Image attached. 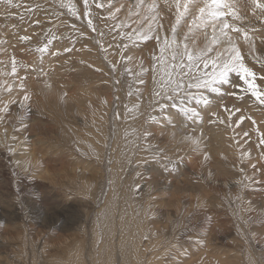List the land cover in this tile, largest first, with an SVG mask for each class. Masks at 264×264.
<instances>
[{"label":"bare ground","instance_id":"bare-ground-1","mask_svg":"<svg viewBox=\"0 0 264 264\" xmlns=\"http://www.w3.org/2000/svg\"><path fill=\"white\" fill-rule=\"evenodd\" d=\"M152 2L153 0H145V7ZM63 3L65 5L71 4L77 11L80 10V6L74 0H64ZM103 3L108 5L107 9L102 8L107 12L109 10L115 12L116 8H121V11L113 16V28H117L116 25H120L121 22H126L130 32L134 30L133 32L135 33L147 34L153 39V42L146 47H143L142 44L132 48H142L139 52L130 54L133 51L131 49L123 52L117 43L109 51L110 62L115 65L116 63L122 64L116 65L115 79L118 83L115 95L105 91L99 96L96 87L82 86L80 84L81 80L96 76L98 72L95 71V68L101 66L103 61H105L96 47L95 52L93 50H91L92 52L79 50L75 53L68 54L69 52H66L64 55L53 57L52 53L46 56L43 55L44 58L33 65L35 69L39 68V71L43 69L46 73L43 72L41 74V72L33 70V72H30L31 74H27V72L20 70L18 66L16 73L12 74V59L17 56L19 51L18 43L21 41L19 32L22 34V28H14L13 23L10 26L3 25L4 23L0 25V91L4 88H11L10 92L0 94V109L5 106L7 100L11 102L6 109L5 118L0 122V157H4L2 153L7 149L12 153L9 155L6 150L7 157L5 156L4 158L18 163L25 173H37L38 170L39 173L44 174L42 178L47 182V194L50 196L48 197L49 203L54 208L51 211L56 213L55 221L60 222L64 227L63 230L66 231L64 234L56 235L53 231L56 226L53 225L51 227L49 234L53 237L47 245V250L42 251L44 263L193 264L195 259L202 255L204 256L200 258L202 259V264H209L210 259L214 256L216 260L221 259L220 256H226L223 255L225 252L221 255L222 251L220 248L223 245L218 247L216 242L209 245V238L200 241L196 246L191 243L183 244L180 242L181 235L185 229H188L185 224L190 223L187 212L200 203L195 202L194 195L198 194L199 197H203L201 191L205 187L207 180L208 183L218 187L220 199L225 200V202L229 199H231V203L236 202L241 219H248L252 224L253 219L255 220L261 211L264 212V199L251 197V191L250 194H247L250 202H246L243 201L246 197L242 191L240 192L242 188L241 182L243 181L240 178L252 176L255 173L253 178H255L256 182H259L261 179L260 174L264 172L262 170L264 167V145L259 143L261 133H264V124L260 123L259 118L254 115L252 107L255 108L256 105L243 103V107L239 106L241 111L235 112L237 107L229 99L228 93L230 91L228 92V89L225 88V84L220 83L215 86L219 88L218 92L210 91L206 93V91H200L194 93L198 89L190 92L192 96H197V98H207L210 101L208 105H205L202 100L199 103L195 102L188 95L189 92L183 93L184 88H187L186 78L181 77L179 68L173 69L171 65L180 63L181 55L179 53L183 52L185 46L192 48V40L199 42V49L205 52L209 59L214 58L217 52L222 53V56L228 55L227 44L220 46L212 44L213 33L211 27L207 28L206 38L203 28L188 32L187 22L182 20L180 24L176 25L178 35H174L172 32L173 24L169 21V17L173 14H168L164 17V30L158 31L157 25L159 21L149 23V13L136 7L139 0H103ZM246 6V0H242L239 5V11H247ZM3 10H0V23L5 17L7 18L8 10L5 12ZM130 12L131 15H129ZM138 12L139 15H137ZM97 17H100L98 12ZM245 17L251 19H243L239 23H242L250 30H254L257 36L264 35L262 34L264 23L252 16L249 10ZM101 25L104 26V24ZM22 26L25 27L26 23L22 22ZM80 29L85 30L84 28ZM83 36V40L89 43L86 40V36ZM157 36L160 37L159 43L156 39ZM98 37L100 38L99 35ZM165 39L169 41V44L176 40L178 45H173L170 53L163 56V60H165L163 64L166 65L161 68L160 77L156 81H151V84L150 80L147 81L144 84L143 96L139 98L132 87H130L131 84L129 85V79L124 75V72H130L139 56L141 57L138 62L148 66L146 65L148 61H146L147 59L145 60L146 53L153 52L158 45L159 48L166 47ZM90 42L92 43V41ZM61 45H63V48L68 49L71 42H61ZM177 46L179 52L176 60L173 61L172 54ZM23 47L25 46H20V48ZM240 47L244 55V62L250 68H252V65H250L252 61L249 56H246L248 52L254 53V56L258 58L264 57V43H261L258 39L255 40L254 50H250L249 46L242 41ZM115 48L117 52L113 53ZM208 48L214 50L209 53L207 51ZM96 52H98V55ZM129 55L132 59L123 61V57H128ZM71 63L76 65L75 69L70 67ZM85 65L88 66L85 67ZM200 65L203 67L202 63ZM174 70L176 71L175 74ZM29 71L32 70L29 69ZM195 71L198 72L197 69ZM201 72L203 73L205 70ZM169 73L176 81L183 82V87L178 94L172 92L171 87L167 88L168 93L174 97L172 100L178 99L177 97L183 98L186 108L189 110L195 109L196 115H193L191 111L185 114L184 111L174 110L173 108L168 110L169 107L166 108V106L161 108V104L174 103L167 99H164L166 102L150 105V95L156 92L162 93L160 86L164 84ZM26 74L27 77L22 78ZM71 84H74V86L71 87ZM187 90L190 91L189 89ZM26 94L28 99H24ZM221 105H225L232 111L231 119H229V112L225 111ZM114 106L115 110H112ZM158 110H161L162 114ZM174 111H177V113H173ZM244 112L249 114L245 113L247 115H244ZM213 113H216V115L213 116ZM40 114H49L52 117V126L45 133L47 139L30 138L31 136L27 135L32 132L33 123H35L34 117L36 115L40 116ZM262 114L264 115V111ZM149 115H161L160 122L164 127L160 126L159 130L149 133V125L144 124V119L147 116L149 117ZM23 116L29 117L31 123L27 124L26 130H22L21 134L18 135L19 131L15 132V127L17 128L24 123L17 122V118ZM241 116L245 117L243 121H240ZM217 117L225 120V123H217L219 121ZM247 117H251V119ZM237 121H240L238 125L241 126L242 130L249 133V140L246 136L242 137L240 132L234 133V130L230 129V126H233L230 123L236 124ZM254 125L258 126L259 131H255L257 126L254 129ZM258 132L261 133L257 134ZM193 139L196 141L195 144L192 143ZM24 140L32 141L33 143L30 148L23 145L19 150L20 145L24 144L21 141ZM54 141L56 142L55 144L63 147V151L77 153V156L65 155L64 158L68 157L64 163L65 165H61V161L57 162V164L61 165L59 168L62 169H48L43 165L45 163L38 160V154H40L41 158L44 157L48 154L49 148L54 145L45 150V155H42L44 149L41 152L39 148L38 152L33 150V147L37 144L52 143ZM18 150L24 152H19ZM165 156L169 158L166 164L163 162L166 160ZM177 158H183L181 160L183 167L188 166L187 159L190 162L197 163L199 172L205 175L204 179L200 181L193 180L190 177L193 174L192 170L191 173L190 171L182 172L183 168L180 163L176 164L174 169H171V162ZM239 159L244 160L243 165L245 167L240 164V166L238 164L232 166L239 163ZM74 161L84 164L83 169L79 170L66 164H72ZM247 166L253 167L254 170L249 171L250 168L247 169ZM243 167L246 168V171L242 170ZM3 169L0 167V171ZM1 176L5 177L4 175ZM56 179H59L60 182ZM251 180L252 178H249L247 182L249 183ZM67 181L70 182V185L78 186L77 189H75L76 187H73L74 189L69 188L74 191L70 192L72 194L68 192V187L65 184ZM56 183L66 185V187ZM9 187L8 189L10 190L11 187ZM157 188L163 189L162 191L168 194L165 204L169 209L163 213L161 219L155 220V223L160 222L158 225L154 223L147 225V217L154 205L149 203V200L158 195L156 193V191L158 192ZM2 189L3 186H0V207L2 209L8 207L4 209L6 212H14L15 207H9L13 205L12 203L14 202L11 201H14V199L12 200V197L9 199L4 198L5 201H8L5 203ZM231 189L236 190L235 194L237 193L238 197H233ZM48 198L46 197L47 200ZM72 198H74L73 201ZM97 198L100 202L96 200ZM219 198L218 201L214 200L216 201L215 203L211 199H203L201 203L209 207L219 204ZM97 202L100 203L98 204L100 205L99 209H97ZM75 208L86 212L82 218L88 217V214L93 215L89 230H86L85 219L83 221L78 220V218L72 219L78 216L76 214L78 211L76 212ZM254 208L256 211L258 210L257 214L252 215L249 219V210L253 211ZM172 220H178L177 225ZM83 222L84 225L82 229L80 228L81 233H73L74 231L70 230L71 226L81 225ZM162 223L165 224L163 225ZM171 223L172 225H170ZM169 225L171 229L168 228ZM184 225L185 227L183 228L182 226ZM254 228L256 231V227ZM170 231L172 234H170ZM245 231L242 228L239 229L237 236L241 241L238 240L239 243L235 242L236 245L240 247V242H244L246 250L245 254H243L249 263L257 264L256 262H258L259 264L260 262V264H264V255L259 261H256L257 258H253L249 249L250 245L248 246L249 239L248 241L246 240ZM248 231L250 232L249 229ZM257 232L262 234L261 238H263L262 241L264 242V228L260 231L257 230ZM234 239H236L235 236ZM245 241L248 243L247 246ZM214 245L215 247L217 246V254L214 251ZM201 246L204 247L201 248ZM196 247L202 250L196 249ZM190 249L194 252L198 250L201 255L197 257L191 255ZM15 252L16 254L14 255L16 256L14 257L16 259L10 260L9 264H38L40 261L38 259L41 258L35 254L30 258H25L23 252H17L16 250ZM261 252L264 253V251ZM186 253L190 255L188 254L186 259H184L183 257ZM211 254L213 255L211 256ZM236 254L241 253L238 251ZM223 260L225 259L223 258Z\"/></svg>","mask_w":264,"mask_h":264},{"label":"rangeland","instance_id":"rangeland-1","mask_svg":"<svg viewBox=\"0 0 264 264\" xmlns=\"http://www.w3.org/2000/svg\"><path fill=\"white\" fill-rule=\"evenodd\" d=\"M74 1L77 2L78 5L80 6V10H78V11L76 10V11L82 17L83 0H74ZM123 1H125V0H123ZM14 2H15V0H14ZM61 2H64V0H19V3L21 5L19 8H15V7L9 8L8 6H6V4L3 2V0H0V10L4 9L3 12H5L9 8L11 10L7 11V13L8 12L12 13L11 15L7 14V18L5 17V19L2 20L0 25H2V23H4L3 25L6 24L7 26H10V24L13 23L14 28H16V27H17V29L22 28L21 29L22 34H20V32H19L20 36H30L31 37V40H29V41H20L18 43L19 49H18V47H17V49L19 51H18L17 56H15V60L17 61V67L19 66L20 70L27 72V74H31L30 72H33V70H37L39 73L41 72V74L43 72L46 73V71L45 70L43 71V69H42V71L41 70L39 71V68L35 69L33 64L38 63L42 58H44V56L51 54V53H57V55L51 54L52 57L64 55L66 52L64 51L65 48H63V45H61V42H71V45L68 47V49H70V51H67V52H69L68 54L75 53L76 51H79V50H87V51L93 50L95 52L96 51L95 47H96L97 49H99L100 56L105 61H103L101 66L95 68V71L98 72L97 74L95 73L96 76H93V77L87 78V79H83L80 81V84L82 86L85 85L88 87H96V89H98V95L99 96L102 95L105 91H109V93H111V94L113 93V95H115L116 91H117V83H118V81L115 79V74L117 71L116 65H122V64H120V63H116V65L112 64V62H110V60H109V57H111L109 54V51L117 43V44H119L120 49L123 52H126L129 49L133 50L132 52H130V54L133 52H139L142 50V48L141 49H132V48H135V47L142 45V44H143V47H146L153 42V39L150 36H148L149 39L145 40V39H143V34L140 33V35H136V33L133 32L134 30H132L130 32V28L126 22H121L119 27L113 28V16H109V12H107L106 10H103L102 8H100V9L96 8L95 4L93 3V0H89L91 18L93 19V24L96 28V31H92L90 28L87 27V20L86 19H83V18L78 19L76 16L72 15V13L69 11L68 7H61L60 6ZM98 2L103 3V0H98ZM246 3H247V0H246ZM103 4H104V8L107 9L108 5L106 3H103ZM37 5L39 7H37ZM95 8L97 9L96 11H95ZM28 9H31V10L29 11ZM246 10L247 11L240 10V14L242 17L245 18V20H249L251 18L245 17V14L248 13L247 6H246ZM97 12L100 15V17H97ZM65 15H66V17H65ZM35 20H39L40 23L39 24L33 23V21H35ZM257 20L260 21L259 19H257ZM169 21H170V23L175 24L174 14L169 17ZM22 22L26 23L25 27L22 26ZM100 23L104 24V26H102ZM80 28H84L85 30L80 29ZM79 29H80V31H79ZM81 30L85 31V32H83V31L82 32L86 36V40H88L89 43H86L83 40L84 36L80 35ZM29 33H31V34L29 35ZM101 33H103V35H101ZM262 34H264V31L262 32ZM98 35L100 36V38L98 37ZM53 36H55L56 39H52ZM78 36H79V38H78ZM48 40H52V43L48 45V50L45 51L44 53L37 51V49L40 47H43V45L46 44L48 42ZM90 41H92V43ZM22 45H24L25 47L20 48V46H22ZM161 48L165 49V51L163 53H161ZM171 50H172L171 47L166 46V47H160L159 48V45H158L157 49H155L153 52L146 53L145 60L147 59L146 61H148V64H146V65H148V66H145L141 62H138V59L141 57V56H139L138 59L136 60L134 67L130 70V72H126V71L124 72V75L128 77L129 85L131 84L130 87H132L133 91H135L136 96H138L139 98H141L143 96L144 84L147 81L150 80V84H151V81H153V80L156 81L160 77L161 68L164 65H166V64H163L165 61V60H163V56L168 55ZM116 52H117V49L115 48L113 53H116ZM96 54L98 55V52H96ZM204 54H205V52H204ZM13 56H14V54H13ZM246 56L247 57L249 56L251 58L252 63L250 65H252L253 71H255L258 76L264 75V69H262V67H261L262 63H264V57L258 58L256 56H254V53L251 54L250 52H248L246 54ZM22 57H24V58H22ZM0 59H1V56H0ZM130 59H132V57L130 55L128 57H123V61H127ZM36 60H37V62L34 63V61H36ZM180 61H181V59H180ZM184 61H185V63H187L186 57H184ZM168 65H170V64H168ZM87 66L85 65V67H87ZM70 67L75 69L76 65L74 63H71ZM29 69L32 71H29ZM97 69H99V71ZM142 69H144V70H142ZM195 69H196L195 65H193L190 68L185 67L183 69V71L187 72V76H182L181 71H180L181 77H185L186 81H187V84H186L187 88L186 89L184 88L183 93H187V92L190 93L191 91L197 89L195 87L188 88L189 84L195 83V80L192 79L193 77H200L202 75L201 71H203V70H205V72L211 71L210 67L208 69H204V67H202L201 65L199 66L198 72H196ZM175 72L176 71L174 70V74H175ZM27 74L25 76H23L22 78H26ZM189 75H191V76L189 77ZM228 79L230 82L228 84H225V88H227L228 92L230 91V93H233V92L236 93V95H229V93H228L229 99H231V101L233 103H235V105H236L235 107H237V108H239V106L243 107V103L244 104H246V103L250 104L251 103V105L255 104L256 107L255 108L252 107V109H254V115H256V117L259 118L260 123L264 124V119H263L264 115L262 114L264 111V105H260L255 100V98L251 97L250 93L244 91V89L247 88V85H245L244 82L239 79V76L237 75V73H235V72L229 73ZM256 82L261 87H264V81H260L259 79H257ZM216 85H218V83L215 84L214 87ZM233 85H238V87H233ZM72 86H74V84H71V87ZM6 89H9V88H4L3 90L0 91V94L8 93L11 90V88H10V90H6ZM187 89H189L190 91H188ZM200 91H206V93H208L211 91V89L199 88L198 90L194 91V93H197ZM150 96H151L150 105H155L156 103L159 104L161 102H166V100H164L165 98L163 96V93H161V95H159V96L155 95V93H152ZM226 96H227V94H226ZM191 97L194 99L195 102H197V96H191ZM113 98H114V104H115L116 103L115 96ZM177 98L178 99L171 100L174 103H170V104L167 103L164 106H166V108L169 107L168 110H171L173 108L174 110H181L182 111L183 109L186 108L185 100H183V98H181V97H177ZM10 104H11V102H9L7 100L5 103V106L0 109V122L5 118L6 109L8 106H10ZM167 105H169V106H167ZM173 105H175V106H173ZM112 110H115V106L113 107ZM158 111H161V110H158ZM173 113H177V111H174ZM245 113L249 114L248 112H244V115H247ZM17 114H18V111H17ZM161 114H162V111H161ZM160 116L161 115H159V116L149 115V117L147 116L144 119V124L149 125V128H150L149 133H151L152 131L159 130L160 126L164 127V125L160 122ZM34 120H35L34 121L35 123H33L32 132L28 133L27 136H31L30 138H34V139L35 138L47 139L45 133H47V131L50 130V127L52 126V123H51L52 117L49 114H40V116L36 115L34 117ZM17 122H23L24 123V124H20L17 128L15 127V130H16L15 132L19 131V133H18V135H19V134H21L20 132L22 130H24V131L26 130L27 124L31 123V120L29 119V117L23 116L21 118H17ZM217 123H219V121ZM230 125H233V126H230V129L234 130V133L240 132V135L242 137H245L244 133L246 131L244 132V130H242L241 126L238 125V123H236V124L230 123ZM256 126L257 125H254V129ZM257 129H258V126L255 129L256 132H257ZM263 130H264V125H263ZM260 133L258 132L257 134H260ZM246 137L249 140V135ZM21 142H24V144L20 145L19 150L23 145L27 148H30L31 144L33 143L32 141H25V140L21 141ZM45 142H46V140H45ZM55 143H56L55 141L52 143H40V144H37L33 147V150L35 152H38V148H39L40 152L43 151V149H44V151L42 152V155L43 154L45 155L46 154L45 150L48 147H50L51 145H54L51 148H49L48 154L45 155L44 157L41 158L40 154H38V160L39 161L41 160L43 163H45L43 165H45V167H47L48 169H54V168L62 169L59 167L61 165H65L64 163L68 158V157L64 158L65 155H68V156H75L76 155L77 156V153H71V151L66 152V150L63 151V147H61ZM108 148H109V145H108ZM108 148H106V149L108 150ZM6 150H4L2 153L4 155V157L5 156L7 157V151L8 150L7 151ZM19 152H24V151H19ZM11 153L12 152L8 151L9 155ZM4 157H0V160H1L0 167L4 168L2 171H0V186H3V189H2L4 191L3 200H4V198L9 199L10 197H12V200L14 199V201H11V202H14V203H12L13 205H11L9 207H15V210H14V212H6L4 209H7L8 207H6L4 209H2L0 207V211H1L0 212V264H9L8 262L10 260L16 259L14 257V256H16V255H14V254H16L15 250L17 252H23V255L25 258H30L33 254H35L38 257H41L38 259V260H40L38 262V264H46L47 262L44 263V257H43L42 251L45 249L47 250V245H48L50 239L53 237V236H50V234H49L51 227L53 225L56 226L55 230H53L56 235L60 234V233L64 234V233H66V231L63 230L64 227L62 226V224L60 222L55 221V218H56L55 214L56 213H53L51 211L54 208H52V205L49 203L50 201H49L48 197H50V196H48V194H47V189H48L47 188V182L42 178L44 176V174L39 173L38 170H37V173H32V172H26L25 173L23 171V169L19 167L18 163H15L13 161L12 162L8 161V159H5ZM69 158H72V157H69ZM164 158L166 160L163 162L166 164L167 161H169L168 160L169 158L167 156H165ZM183 158H177L173 162H171L170 168L174 169V166L176 164H179V163L181 165V162H182L181 160ZM59 161L62 162L61 165L57 164V162H59ZM187 162H188V166L183 167L181 165L183 168L182 172H189L190 171V173H191V170H192L193 174L190 175V177L193 180L200 181V180L204 179L205 175L202 172H199V167H198L197 163L190 162L188 159H187ZM238 162L239 163H236L235 165H232V166H236L237 164L243 165L244 160L239 159ZM66 164L68 166L75 167L79 170H82L83 165H84L82 163H78L75 161L72 164H68V163H66ZM103 165H104V163H103ZM243 166L245 167V165H243ZM244 167L242 169L243 171H246V168L247 169L250 168L249 171L254 170L253 167H248V166L246 168H244ZM262 170H264V167L262 168ZM3 172H4V174H3ZM35 172H36V170H35ZM1 175H4L5 177H2ZM254 175H255V173L252 176L249 175L248 177L243 176V178H240V180L243 179V181L241 182L242 188L240 189V192L242 191L244 196L247 198V194H250L252 191V193L250 194L251 197H255L258 199H260V198L264 199V172H262L260 174L261 179L259 180V182L255 181V178H253ZM249 178H252V180L248 183L247 179H249ZM56 180H59V179H56ZM59 182H60V180H59ZM56 184L63 186V187H66V185H67L69 193L74 192V191L70 190L71 188L72 189H74L75 187H76L75 189L78 188L77 185H73V184L70 185V182H68V181L65 182V184H66L65 186L60 184V183H56ZM256 184H258V185H256ZM8 187L10 188V190L8 189ZM159 187H161V186H159ZM157 190H158V192L156 191V193L158 195L154 196L151 200H149V203H152L154 205H153L151 212L149 213V216L147 217V225L152 224V223L158 225L160 222L155 223V220L161 219L163 213L169 209L165 204L168 194L163 192L162 191L163 189L161 190V188H157ZM231 190H232L233 197H238V194L237 193L235 194L236 190H233V189H231ZM107 191H108V189H107ZM201 193H202L201 195L203 197H199L198 194L194 195L195 202H200V203L193 206L187 212V214H189L190 223L185 224L188 229H185V231L181 235L180 242H182L183 244L191 243V244H194L196 246L200 241H204L205 238H209L210 239L209 245H211L212 243L215 244L214 242L217 243L218 247H221L223 245V247H222L223 249L220 248L222 251L221 255L225 252V254H223V255H226V256H220L221 259H217V260L214 258L215 257L214 256V257H212V259H210L209 264H211V263L212 264H222V263L224 264V261H225V264H228V263L229 264L230 263L231 264H245V263L251 264V263H249L247 258H244L245 257L244 254H245V250H246L244 247V244H243L244 242H240V245L242 247L241 246L239 247L236 245V243H239V241H241V239H238L237 235H238L239 229L242 228L244 231L246 230L245 231L246 232V240L248 241V239H249V241H248L249 244L247 243V241H245V243H246L245 245L246 246H247V244H248V246L250 245L249 249L251 251L253 258L254 259L257 258L256 261H259L260 259H262V256L264 255V253L261 251H264V244H263L264 242L262 241L263 238H261L262 234L260 232L256 233V231L257 230L260 231L261 229L264 228V223H263L264 222V218H263L264 212L261 211L260 214H258L256 216V218L258 217V219H256V218H255V220L253 219L252 224H251V222H249L248 219H245L247 222V225H246V222H244L245 220L240 218V214L238 213V210H237V208H239V207L236 206V202L231 203V199H229L227 202H225V200H223V199H220L219 198L220 192H219L217 186L208 183V180H207V183H206L205 187L202 188ZM70 194H72V193H70ZM0 195H1V192H0ZM46 197L48 198V200L46 199ZM200 198H201V200H199ZM218 198H219L220 202H219V204H216V205H211V206L207 207V206H205L204 203H201V201H203V199H205V200L211 199L213 201L214 200L218 201ZM246 198H244L243 201L250 202V200L248 198H247L248 199L247 200ZM73 200H74V198H72V201ZM96 200L99 201L98 198ZM216 201H214L213 203H215ZM4 202L7 203L8 201L4 200ZM99 202H97V205L100 204ZM15 203H16V205H15ZM99 208H100V205H98L97 209H99ZM97 209H95V210H97ZM75 210H76V212L78 211V213H76L78 216H76V218H72V219L78 218V220H82V221L85 219L86 230H89L91 223H92L93 215L88 214L89 215L88 217L82 218L85 216L84 213L86 214V212L82 211V209L80 210L79 208H75ZM257 211L255 210V208L253 209V211H251V209H250L249 210L250 215H248L250 217H248V218L250 219L252 217V215L257 214L256 213ZM45 212H47V213H45ZM6 213H8V214L6 215ZM81 214H83V215H81ZM79 215L81 218L79 217ZM178 220H176V221L172 220V221H173V223H175V225H177ZM238 220H240V221H238ZM83 225H84V222H83V224L81 223V225L80 224L73 225V226H71L72 228L71 229L69 228V229L71 231L73 230L74 231L73 233H81L80 230L82 229ZM170 225H172V223ZM170 225L168 226L169 229H171ZM185 225L182 227L184 228ZM74 226H76L77 228ZM245 226H247V227H245ZM254 227H256V231H255ZM175 228H174V230H175ZM248 229L250 230V232L248 231ZM253 231H255V233H253ZM170 234H172L171 231H170ZM250 235H252L253 237ZM234 236L236 239H234ZM183 239H185V240H183ZM202 247H204V246H201V248ZM216 247H215V245L213 246L215 252L217 251ZM228 247L231 249H229ZM196 249H200V248L196 247ZM200 250H202V249H200ZM240 250H241V252H240ZM192 251L193 250L190 249V254L193 256L197 257V256L201 255L200 252H198V250H196L195 252L194 251L192 252ZM238 251L241 254L237 255L236 252L238 253ZM33 252H35V253H33ZM196 252H198V253L195 254ZM201 252L203 253V251H201ZM188 254L189 253H186V255H184L183 258L186 259ZM216 254H217V252H216ZM212 255L213 254H211V256ZM203 257L204 256L201 255V257H198V258L200 259ZM236 257H237V259H236ZM258 257H259V259H258ZM183 258H181V259H183ZM198 258L195 259L193 264H202V259L199 260ZM223 258L225 260H223ZM228 258H229V260L231 259V261H229ZM226 260H228V261H226ZM245 260H246V262H245ZM213 261H215V263H213ZM256 263L258 264V262H256ZM259 264H260V262H259Z\"/></svg>","mask_w":264,"mask_h":264},{"label":"snow or ice","instance_id":"snow-or-ice-1","mask_svg":"<svg viewBox=\"0 0 264 264\" xmlns=\"http://www.w3.org/2000/svg\"><path fill=\"white\" fill-rule=\"evenodd\" d=\"M3 2L9 8L15 7L19 8L21 5L19 0H3ZM242 0H153L152 3H148L145 7V0H139V3L136 5L137 8L144 9L149 13L148 22L153 23L157 20L159 24L157 25L158 31L164 30V17L168 14H174L175 24L172 25V32L174 35H178L176 32V25L180 24L182 20L187 22L188 32H193V30H199L203 28L205 30V36L207 38V28L211 27L212 29V44L220 46L222 44H227V56H222V53L217 52L216 56L212 59H209L202 50L199 49V42L197 40H192V48L185 46L181 55V61L179 64L171 65V68H179L182 76H187V72H184L185 67H192L195 65L197 71H199L200 63L203 64L204 69H208L211 66L210 72H203L200 77H193L195 80L194 84H189L188 88L195 87L199 88H209L213 92H218L219 88L214 87L215 84H228L230 81L228 79L229 73L235 72L239 76V79L247 85V88L244 89L245 92L250 93L251 97L260 104L264 105V87H261L257 84V79L264 81V75H257L252 68L248 67L244 62V55L240 47L241 41L249 46L250 50H254L255 40H260L261 43H264V35L257 36L254 30H250L245 27L241 22L244 17L241 16L239 11V5ZM95 7L100 9L104 8L102 2L98 0H93ZM61 7H68L72 15L76 16L78 19L83 18L87 20V27L92 31H96V28L93 24V19L91 18L89 0H83V13L81 15L76 11L75 7L71 4L65 5L63 2L60 4ZM37 7H39L37 5ZM114 7V6H113ZM247 8L252 16L259 19L264 23V0H247ZM29 11L31 9H28ZM121 8H116L115 12L109 10V16H114L116 13H119ZM154 13V15H153ZM7 14L11 15V12ZM131 15V12L129 13ZM139 15V12L137 13ZM35 24H39V20L33 21ZM120 25L117 24L116 27ZM74 27V26H73ZM150 30V28H149ZM80 35H84L83 32ZM103 35V33H101ZM136 35H140V32H136ZM187 35V34H185ZM21 41L31 40L30 36H20ZM52 39H56L55 36ZM143 39H149L147 34L143 35ZM158 43L160 37H156ZM52 43V40H48L43 47L37 49V51L43 53L48 50V45ZM165 45L172 47L173 45H178V41L173 40L171 44L165 39ZM214 49L208 48L207 51L210 53ZM65 52L70 51V49L65 48ZM165 51L164 48H161V53ZM179 48L177 46L176 50L173 51L172 60H176L177 53ZM52 55H57V53H52ZM186 57L187 63L184 61ZM155 58V57H154ZM17 62L15 58L12 59V74L16 73ZM114 67V66H113ZM264 69V63L261 65ZM99 71V69H97ZM144 70V69H142ZM163 96L167 100H172L173 95L169 94L167 91L168 87H171L172 92L179 93L183 87L182 81H176L172 78L171 73H169L168 78L165 80L164 84L161 86ZM233 87H238V85H233ZM6 90H10L6 89ZM155 95H161V92H156ZM190 97L191 93L188 94ZM229 95H236L235 92L229 93ZM24 99H28L27 94ZM203 101L205 105H208L210 101L207 98H197V103ZM175 106V105H173ZM161 108L164 107L163 104L160 105ZM225 111L229 112V119H231L232 111L228 109L225 105H221ZM182 111L187 114L189 111L193 115H196L195 109H183ZM241 109L236 108L235 112H240ZM213 116L216 113L212 114ZM251 119V117H247ZM220 123H225V120L217 117ZM245 119L244 116L240 117V121ZM240 121H237L239 123ZM255 123V121H253ZM257 131H259L257 129ZM245 136H248L249 133L245 132ZM192 143L195 144L196 141L193 139ZM260 145H264V133H261V138L259 141Z\"/></svg>","mask_w":264,"mask_h":264}]
</instances>
